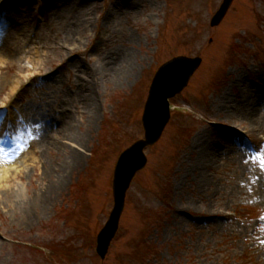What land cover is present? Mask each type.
<instances>
[{"label": "rangeland", "instance_id": "rangeland-1", "mask_svg": "<svg viewBox=\"0 0 264 264\" xmlns=\"http://www.w3.org/2000/svg\"><path fill=\"white\" fill-rule=\"evenodd\" d=\"M223 1L0 0V264H264V0H234L213 28ZM181 56L202 64L102 260L117 163ZM201 137L220 152L194 171Z\"/></svg>", "mask_w": 264, "mask_h": 264}, {"label": "water", "instance_id": "water-1", "mask_svg": "<svg viewBox=\"0 0 264 264\" xmlns=\"http://www.w3.org/2000/svg\"><path fill=\"white\" fill-rule=\"evenodd\" d=\"M233 0H225L220 11L212 21V26H218L226 16ZM202 60L187 59L184 57L174 59L164 65L158 72L152 86L150 97L146 106L144 123L147 132V142H140L126 152L120 159L115 179V207L110 220L101 232L98 241V253L105 258L111 241L118 230L119 220L124 209L126 192L130 187L135 174L146 164L143 149L155 143L169 121V99L182 92L188 85L190 78L200 67ZM162 117L164 122L159 123L157 119Z\"/></svg>", "mask_w": 264, "mask_h": 264}, {"label": "bare ground", "instance_id": "bare-ground-1", "mask_svg": "<svg viewBox=\"0 0 264 264\" xmlns=\"http://www.w3.org/2000/svg\"><path fill=\"white\" fill-rule=\"evenodd\" d=\"M128 59H129V56H125V58H124V60L123 61H121L120 63V65L118 66L119 68H122V66L125 64V63H127L128 62ZM117 67V72H115V74H116V76H117V78H115L114 80H119V79H123L124 77H125V75L126 74H129V72L130 71H128V72H126V73H123V72H121L120 70H119V68ZM240 82V81H239ZM238 82V83H239ZM239 84H241V82L239 83ZM247 95V93H243V96H246ZM219 103L222 105V102L221 101H219ZM243 113H245L244 111H243ZM66 119L67 120H70V118L68 117V116H66ZM64 121H65V119H63V122L61 123V125H60V129L61 130H65V129H68V126H69V124L67 123V122H65L64 123ZM164 122V120H163V118L162 117H160V118H158L157 119V122H156V125H157V127L159 126V123H163ZM202 141H204L203 140V138L201 137L200 138V141L198 142V141H194V143H193V146L190 148L191 150H192V153L194 152V149H196V147L197 148H200L201 150H200V153H199V159H200V163H198L197 164V166H195V170L194 171H198L199 170V168H201V167H204V165L205 164H209L210 163V160L212 161V158H215L216 156H215V154H217V153H219L220 152V150H218V149H214V147L216 146V145H218V144H220V141L218 140V141H216V142H214V143H212V146H211V144H209V145H207V144H204V143H201ZM201 143V144H200ZM198 150V149H197ZM218 155V154H217ZM223 155V154H222ZM71 158H72V161L73 162H71V165H75V164H77V162L79 161V157L78 156H75L74 154H72L71 155ZM22 167V166H21ZM194 167V166H193ZM201 174L203 175V173L201 172ZM197 181H198V184L200 185V180L202 179V177L201 176H199L198 178H195ZM61 180H63L64 181V176H62V179ZM60 181V180H59ZM202 182H203V180H202ZM59 186L60 187H58V188H50V187H47L45 190H47L46 192H48L50 189H52L51 191H49L48 192V195L46 196V198H45V202L46 203H49L50 202V200L53 198V196H54V192L55 191H58V190H60L61 189V186H63V184L62 185H60L59 184ZM43 191H44V189H43ZM7 192V191H6ZM29 209V208H28Z\"/></svg>", "mask_w": 264, "mask_h": 264}, {"label": "snow or ice", "instance_id": "snow-or-ice-1", "mask_svg": "<svg viewBox=\"0 0 264 264\" xmlns=\"http://www.w3.org/2000/svg\"><path fill=\"white\" fill-rule=\"evenodd\" d=\"M260 166H261V170L264 171V159H261Z\"/></svg>", "mask_w": 264, "mask_h": 264}]
</instances>
